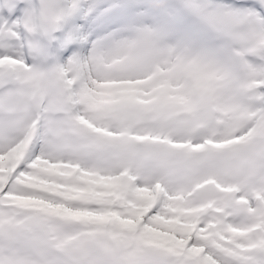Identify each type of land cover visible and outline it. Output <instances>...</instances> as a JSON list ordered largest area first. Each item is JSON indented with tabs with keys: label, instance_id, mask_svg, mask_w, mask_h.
Listing matches in <instances>:
<instances>
[{
	"label": "snow or ice",
	"instance_id": "6c2138e0",
	"mask_svg": "<svg viewBox=\"0 0 264 264\" xmlns=\"http://www.w3.org/2000/svg\"><path fill=\"white\" fill-rule=\"evenodd\" d=\"M0 264H264V0H0Z\"/></svg>",
	"mask_w": 264,
	"mask_h": 264
}]
</instances>
